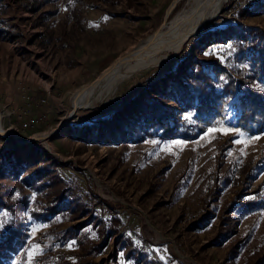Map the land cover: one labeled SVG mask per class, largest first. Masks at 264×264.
<instances>
[{
	"label": "rangeland",
	"instance_id": "1",
	"mask_svg": "<svg viewBox=\"0 0 264 264\" xmlns=\"http://www.w3.org/2000/svg\"><path fill=\"white\" fill-rule=\"evenodd\" d=\"M186 3L0 0L1 124L19 137L0 136V264H51L58 252L84 264H264V132L231 115L184 138L168 99L191 45L224 64L230 40L264 31V0L225 1L169 62L73 111L75 93ZM217 28L233 39L201 52ZM147 97L163 117L150 118Z\"/></svg>",
	"mask_w": 264,
	"mask_h": 264
},
{
	"label": "trees",
	"instance_id": "2",
	"mask_svg": "<svg viewBox=\"0 0 264 264\" xmlns=\"http://www.w3.org/2000/svg\"><path fill=\"white\" fill-rule=\"evenodd\" d=\"M246 11L241 9L240 17L245 16ZM225 28H217L213 33H225ZM251 32L253 36L249 40L237 36L233 39L225 33L220 38L209 41L207 47H203L201 52L216 44H226V39H233L230 43L234 51L231 57L225 58L224 64L199 59L196 53L200 51L196 46H190V53L177 61V71L170 72L172 79L168 87V99L178 106L174 114L181 126L177 128L173 125L170 128L169 123H165V129L170 128L171 131H177L184 138L190 139L232 115L234 124L243 130L264 132V31L252 29ZM207 68H210L209 72L205 71ZM127 103V107L131 106V102ZM145 105L151 110L150 118L155 120L165 115L166 107L154 98L147 97ZM188 113H192L189 120L182 116ZM186 122H190L191 127ZM61 235L68 239L75 232L68 228ZM106 243V237H103L99 242L91 243L88 252L94 250L96 254ZM86 254L84 252L80 257ZM2 259L0 256V261ZM79 259L70 261L58 252L51 264L85 263L82 258ZM24 260L25 256H22L21 263Z\"/></svg>",
	"mask_w": 264,
	"mask_h": 264
},
{
	"label": "bare ground",
	"instance_id": "3",
	"mask_svg": "<svg viewBox=\"0 0 264 264\" xmlns=\"http://www.w3.org/2000/svg\"><path fill=\"white\" fill-rule=\"evenodd\" d=\"M225 1L227 0H188L187 6L181 9L167 26L131 47L92 86L75 93L72 97L73 111L87 105L90 106V104L101 99L104 94L113 90L120 81L169 62L183 49L184 44L202 24L217 16ZM73 111L70 112L71 115ZM8 134L19 140L12 129L6 130L2 126L0 113V136Z\"/></svg>",
	"mask_w": 264,
	"mask_h": 264
},
{
	"label": "snow or ice",
	"instance_id": "4",
	"mask_svg": "<svg viewBox=\"0 0 264 264\" xmlns=\"http://www.w3.org/2000/svg\"><path fill=\"white\" fill-rule=\"evenodd\" d=\"M216 129H210L209 131H215Z\"/></svg>",
	"mask_w": 264,
	"mask_h": 264
},
{
	"label": "water",
	"instance_id": "5",
	"mask_svg": "<svg viewBox=\"0 0 264 264\" xmlns=\"http://www.w3.org/2000/svg\"><path fill=\"white\" fill-rule=\"evenodd\" d=\"M211 20H212V19H211ZM211 20H210V21H211Z\"/></svg>",
	"mask_w": 264,
	"mask_h": 264
}]
</instances>
